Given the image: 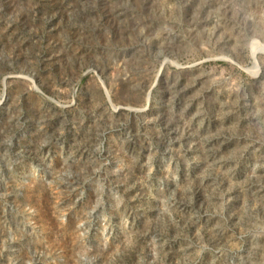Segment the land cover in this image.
Listing matches in <instances>:
<instances>
[{
    "label": "rangeland",
    "instance_id": "374dc122",
    "mask_svg": "<svg viewBox=\"0 0 264 264\" xmlns=\"http://www.w3.org/2000/svg\"><path fill=\"white\" fill-rule=\"evenodd\" d=\"M0 264H264V0H0Z\"/></svg>",
    "mask_w": 264,
    "mask_h": 264
}]
</instances>
